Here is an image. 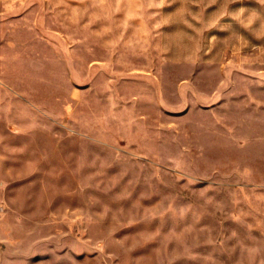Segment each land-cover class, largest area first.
<instances>
[{
    "label": "rangeland",
    "instance_id": "rangeland-1",
    "mask_svg": "<svg viewBox=\"0 0 264 264\" xmlns=\"http://www.w3.org/2000/svg\"><path fill=\"white\" fill-rule=\"evenodd\" d=\"M256 1L263 27L246 36L264 42ZM235 2L0 0V245L11 256L264 264V44L223 52L216 72L194 61L221 57ZM228 60L245 71L231 87L247 93L213 75Z\"/></svg>",
    "mask_w": 264,
    "mask_h": 264
},
{
    "label": "crops",
    "instance_id": "crops-1",
    "mask_svg": "<svg viewBox=\"0 0 264 264\" xmlns=\"http://www.w3.org/2000/svg\"><path fill=\"white\" fill-rule=\"evenodd\" d=\"M236 1L233 5V9H231V6L227 5V8L225 9V13L228 15V17L226 18V20L228 21H234V23H232V28L231 26H229L227 24V27H228V31H229V34L230 35H227L224 40L226 42V46L225 48L222 50V55L219 59H211V56H209V52L208 50H205V52L203 53L204 55L201 56L203 58H200V53H197L195 54V60L196 63L198 64L199 62H201L202 64L204 63V66L206 67H203L202 65V68H205V69H210L211 71H215L216 72V69H213L212 67L214 65H216L219 61L223 60L224 59V56L227 54V53H223V52H228V51H231L233 52L234 54L236 53H239L240 54V51H242L243 49V46L247 44H250V45H253V46H256V45H262L264 44V42H262L261 38L256 36V33L254 34V36L252 35V31H250L248 33V36H246V28H250V29H256V28H261L263 27V25L261 24V20H260V15H259V8H258V2L256 0H253L252 5L250 6V10L248 11L249 14L246 16V0H234ZM230 15V16H229ZM236 22V23H235ZM248 23V24H247ZM204 35L201 34L198 36V39L199 41H204V42H207V43H210V44H214L216 42V39H214L213 37H210L207 38L209 40H203L204 38ZM202 55V54H201ZM246 55L242 54L239 58V62H238V65L239 64H242L244 62V57ZM255 57V56H254ZM257 57H259V60H261V54L257 55ZM224 62V61H223ZM231 61L228 60L226 61V63H223V67H219V70L218 72L215 74L213 73V75L215 76H219L220 74L225 77H227L225 81H227V84L229 85L228 86V91L230 95L233 96V94H235L234 96H236L237 94H241V93H244L245 91L247 90H241L239 87V89H236L235 87H231V81L229 80V78L231 76H234L236 75L237 73H239V75L244 71L240 68H237V72L235 70H230V69H233V65L231 66ZM227 65V68H225V66ZM245 72V71H244ZM243 72V73H244ZM212 75V74H211ZM220 75V76H221ZM250 88V87H249ZM236 89V90H235ZM249 94L251 96H248V98L250 100H255L257 97H256V91L254 90L253 87H251L249 89ZM247 93V92H245ZM246 95V94H244ZM245 96H239V100L241 99H244ZM0 264H32L30 263V258L28 257H19V256H11L10 252L7 251V249L0 245ZM36 264V263H35Z\"/></svg>",
    "mask_w": 264,
    "mask_h": 264
}]
</instances>
